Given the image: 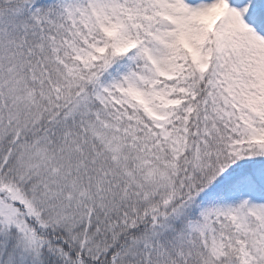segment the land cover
<instances>
[{
  "label": "snow or ice",
  "instance_id": "snow-or-ice-1",
  "mask_svg": "<svg viewBox=\"0 0 264 264\" xmlns=\"http://www.w3.org/2000/svg\"><path fill=\"white\" fill-rule=\"evenodd\" d=\"M0 264H264V0H0Z\"/></svg>",
  "mask_w": 264,
  "mask_h": 264
}]
</instances>
